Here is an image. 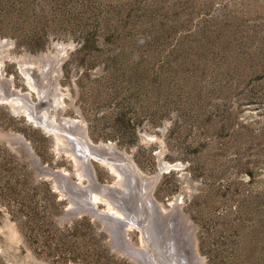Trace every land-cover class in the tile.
<instances>
[{
	"label": "rangeland",
	"instance_id": "obj_1",
	"mask_svg": "<svg viewBox=\"0 0 264 264\" xmlns=\"http://www.w3.org/2000/svg\"><path fill=\"white\" fill-rule=\"evenodd\" d=\"M5 40L0 72L23 92L18 60L66 45L58 115L79 121L93 144L111 143L140 176L158 175L160 210L140 199L137 174H126V193L151 216L158 243L189 235L192 256L167 264L193 254L202 264H264V0H0ZM55 141L0 102V264H142L89 214L92 229L65 230L83 215H64L58 173L46 170L88 179ZM91 163L99 183L119 180ZM160 164L170 168L157 173ZM140 234L127 237L141 245Z\"/></svg>",
	"mask_w": 264,
	"mask_h": 264
},
{
	"label": "bare ground",
	"instance_id": "obj_2",
	"mask_svg": "<svg viewBox=\"0 0 264 264\" xmlns=\"http://www.w3.org/2000/svg\"><path fill=\"white\" fill-rule=\"evenodd\" d=\"M1 43L2 42H0V45H2ZM65 46L66 45L63 43H56L54 55L48 52L40 54V56L36 58L28 57L18 60L20 72L25 76V83L28 87L27 91L23 92L13 88L11 79L5 78L3 73L0 72V102L10 104L16 111L21 112L27 120L32 122L33 125L53 135L56 140V146L67 152L76 162V165L79 167L78 170H81L80 173L82 172L88 179V184L85 186L80 185V181L71 180L66 172L62 171L58 172V176L56 177L58 179L55 185L56 188H58L63 195H66L67 199L70 197L76 202L75 205L72 200L68 199V208L75 206L85 207V209L96 208L94 211L95 215L93 216L92 214V216L95 220H98L99 223L108 227L114 241L122 252L140 259L139 261L142 264H147L145 261L148 260V258L150 264H167V258L172 256V254L176 255V253L179 254L181 258H186L189 255L192 256L190 251L192 252L191 247L193 248L194 246L190 242L187 233L185 234V238L178 241L179 244L173 245L170 242L171 238L166 239L168 241L164 240L165 245L162 241L158 243L156 233L153 234V232H149L152 231L149 227L153 222L152 219L150 220L151 222L149 221L151 216L144 215V213L141 212L144 209H139L137 201L135 202L130 195L131 192L126 193V184L132 186V183L128 180V176L136 177L138 175L137 178L143 180V183L140 185L144 187V191L141 194L139 193L140 199H142V197L146 199L148 205L150 204L153 210H160L161 207L158 206L151 196V190L158 175L149 178L143 175L140 176V174H138L139 172L134 169L135 167L131 163H128V158L122 154L123 152L120 153L116 151V148L113 149L112 146L108 144L100 143L102 145L101 149L93 147L94 144L86 138L84 129L79 121L60 117L58 115L61 100L60 96L56 97V84L60 73V62L66 50ZM40 60L44 63L41 67H38V65L36 66L35 64L36 62H40ZM45 85L48 86L46 87ZM31 92H36L38 98L36 102L31 99ZM50 109H53L55 114L51 115L49 112ZM76 144H78V146H76ZM93 159L107 166L111 172L117 173L120 177L119 180L114 181L112 184L99 183L96 180L91 163ZM162 168L168 169L170 167L163 164ZM46 172L57 175L48 170H46ZM124 194H127L129 198H123ZM101 200L106 204L104 208H99L97 205L98 201ZM139 203L141 204L140 200ZM146 220L147 222L144 224ZM133 227H137L140 230L141 245H134L127 237L128 230H131ZM158 239L160 240V237ZM163 247L169 248V256L165 255V251L162 250ZM141 253L147 255L148 258L145 256V260H141ZM193 256L195 257H193V260L189 264H202L197 254H193Z\"/></svg>",
	"mask_w": 264,
	"mask_h": 264
},
{
	"label": "water",
	"instance_id": "obj_3",
	"mask_svg": "<svg viewBox=\"0 0 264 264\" xmlns=\"http://www.w3.org/2000/svg\"><path fill=\"white\" fill-rule=\"evenodd\" d=\"M0 42H2L1 44H4V43H5V41H0ZM19 143H20L22 146H24L26 149H28V144H27L25 141L19 139ZM96 145H97V146H96ZM108 145H111V146H112L111 143H108ZM93 147H96V148H100V149H101V148H102V145L99 144V146H98V144H94ZM112 148L114 149L113 146H112ZM163 170H164V168H162V165L160 164V166H159V168H158V172H162ZM56 173H58V172H57V171H54V174H56ZM68 199H69V200H72V202H74V204L76 205V202H75L73 199H71L70 197H69ZM95 209H96V208H94V207H93V209H85V207H77V206H75V207L67 208V209L64 211V215L67 216V217H69V218H73V217H75V216L84 215V214H89L92 218H94L93 216L95 215V214H94ZM92 214H93V216H92ZM147 261H148V260H146L145 262H147ZM144 264H145V263H144ZM147 264H150V263L147 262Z\"/></svg>",
	"mask_w": 264,
	"mask_h": 264
},
{
	"label": "trees",
	"instance_id": "obj_4",
	"mask_svg": "<svg viewBox=\"0 0 264 264\" xmlns=\"http://www.w3.org/2000/svg\"><path fill=\"white\" fill-rule=\"evenodd\" d=\"M81 225L86 226L87 228L92 229L93 228V224L89 222V219L87 216H81L78 219H74L69 225H65L64 228L65 230L71 232L72 234H77V230H79V227Z\"/></svg>",
	"mask_w": 264,
	"mask_h": 264
}]
</instances>
